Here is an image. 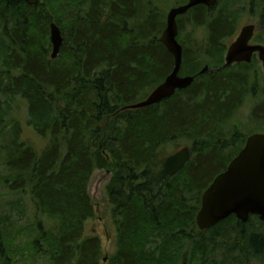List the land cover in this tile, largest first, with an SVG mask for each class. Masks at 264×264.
<instances>
[{
    "label": "trees",
    "instance_id": "16d2710c",
    "mask_svg": "<svg viewBox=\"0 0 264 264\" xmlns=\"http://www.w3.org/2000/svg\"><path fill=\"white\" fill-rule=\"evenodd\" d=\"M222 2L177 19L179 75L194 76V84L157 105L130 110L173 69L159 41L166 16L155 0H39L33 6L0 0V125L2 104L20 98L27 126L46 141L40 152L25 145L16 122L3 147L11 177L3 183L29 193L34 214L44 219L21 228L0 220V264H11L20 250L11 239L16 229L26 233L23 247L35 260L100 264L98 238L83 237L94 214L87 186L96 170L110 174L106 194L116 233L110 264H216L223 248L220 264H264L258 217L242 224L230 216L207 231L195 224L202 193L246 138L237 131L224 138L219 128L238 105L245 77L231 69L199 74L205 65L222 64L224 42L243 14L234 0L218 9ZM254 5L264 27V0H249ZM51 23L63 39L55 59ZM178 138L193 139L191 159L171 177L162 164ZM230 230L231 241L223 242Z\"/></svg>",
    "mask_w": 264,
    "mask_h": 264
},
{
    "label": "rangeland",
    "instance_id": "374dc122",
    "mask_svg": "<svg viewBox=\"0 0 264 264\" xmlns=\"http://www.w3.org/2000/svg\"><path fill=\"white\" fill-rule=\"evenodd\" d=\"M177 1L178 0H155V2L158 3L159 10L165 14V16L169 9L184 4ZM185 1L186 0L183 2ZM224 1L225 0L218 4V9ZM234 3L244 6L243 14L238 22L236 35L242 27L254 25L255 40L253 39L252 44L258 43L264 45V27H261L262 24L259 18L261 8L256 5L250 8L249 0H234ZM189 30L190 29L187 28V31ZM236 35L226 40V47L235 39ZM198 38H201V36ZM231 70L232 73L243 70L241 73L246 75V82L245 88L241 92V98L238 100V105H236V108L231 112V115L220 123L219 128L223 131L225 135L224 138L229 139L230 136L228 135H230L232 131H237L240 136L243 135L246 137L254 133L264 134V75L261 70L260 62L257 57H255L247 68L235 69L233 67ZM3 105L4 104H2L4 121L0 125V220L10 218L13 223L20 225L19 228H21V225H29L35 220L44 218L39 214H34V206L31 202L29 193L15 190L9 191L7 187L10 186V184L6 185L3 183L4 181H11V177L8 176L9 172L2 158L3 147L6 146L11 139V128L16 122L21 129V140L25 145L31 146L40 152L44 148L46 141L36 136L27 126L28 115L25 101L20 98H9L7 99V103ZM192 142V138H178L177 141H175V145L171 147L170 154L175 153L183 147L191 149ZM194 155L195 154H193V156ZM109 179L110 174L107 171L96 170L93 172L87 186V193L93 206L94 214L93 217L84 224L83 237L98 238L100 242V264H110L111 257L115 252L116 233L111 220V212L106 194V186ZM233 231L234 230H230V234L226 235L225 239L224 237L221 238V240L229 243L232 239ZM3 233L4 232L0 230V235H3ZM11 235V239L14 240V246L18 248L20 246L19 252L10 256L11 264H49L47 259L40 260V258H37L35 260L30 254H27L23 247L27 244L26 233H20V231L16 229ZM210 236V234H207L206 239L210 238ZM208 249H210V246ZM224 250V248L217 249L216 257L218 262L216 264H220L221 257L219 256L224 255ZM229 259L231 258L229 257Z\"/></svg>",
    "mask_w": 264,
    "mask_h": 264
},
{
    "label": "water",
    "instance_id": "95a60500",
    "mask_svg": "<svg viewBox=\"0 0 264 264\" xmlns=\"http://www.w3.org/2000/svg\"><path fill=\"white\" fill-rule=\"evenodd\" d=\"M39 0H24L33 6ZM217 0H187L178 7L169 9L166 15V26L159 41L173 58L171 73L156 86L144 100L129 105L126 109H144L171 98L177 91L188 89L195 82L194 76H180L182 64V46L178 43L177 18L197 6L212 7ZM253 26L241 29L237 39L230 45L225 55L223 66L216 70L204 66L199 74L211 73L229 68L234 63L250 62L254 52L258 53L264 72V47L248 46L253 35ZM49 40L52 46L51 58L55 59L60 52L63 39L57 25L49 26ZM191 151L183 147L165 158L163 171L168 176H175L190 161ZM235 216L245 223L249 216H257L264 224V134L254 133L247 137L243 148L227 165L225 171L218 174L201 195L200 209L195 217L199 231H207L220 222Z\"/></svg>",
    "mask_w": 264,
    "mask_h": 264
},
{
    "label": "flooded vegetation",
    "instance_id": "af4514ba",
    "mask_svg": "<svg viewBox=\"0 0 264 264\" xmlns=\"http://www.w3.org/2000/svg\"><path fill=\"white\" fill-rule=\"evenodd\" d=\"M186 2H187V0H186ZM217 2H218V0H217ZM216 2V3H217ZM185 4V3H184ZM216 5V4H215ZM214 5V6H215ZM200 6H202V5H200ZM214 6H212V7H214ZM198 7V6H197ZM205 7V6H204ZM206 8H208V7H206ZM209 8H211V7H209ZM251 8V7H250ZM185 15V14H184ZM183 15V16H184ZM180 17H182V16H180ZM179 18V17H178ZM177 18V19H178ZM248 26V25H247ZM253 27H254V25H252ZM245 27V26H244ZM261 27H263V25H261ZM243 28V27H242ZM241 28V29H242ZM237 29H238V27H237ZM241 29L239 30V33H240V31H241ZM237 32V31H236ZM239 33L236 35V33H235V35H236V37H235V39L226 47V45H225V42H224V45H225V47H226V50H225V53H224V56H223V62H222V64L219 66V67H217V68H210L209 67V69H212V70H216V69H218V68H220L221 66H223V64H224V62H225V55H226V53H227V51H228V48L230 47V45L237 39V37L239 36ZM254 34H255V27L253 28V35H252V37H251V39L249 40V42L247 43V45L248 46H263L264 47V45H261V44H258V43H254V44H252V41H253V39H254ZM234 35V36H235ZM234 36H232L231 38H233ZM231 38H229V39H231ZM229 39H227V40H229ZM255 40V39H254ZM255 57H257V59H258V61L260 62V64H261V70H262V72H263V69H262V63H261V61L259 60V56H258V53L257 52H254L253 54H252V56H251V61L250 62H239V63H234V64H232L229 68H222L221 70H218V71H216V72H209V73H207V74H215V73H217V72H219V71H223V70H230V69H232L233 67L235 68V69H245V68H247L248 67V65L249 64H251L252 62H253V60H254V58ZM205 66H207V65H205ZM203 69V68H202ZM201 69V70H202ZM236 71V70H235ZM241 71H243V70H241ZM241 71H239V72H237V73H235V72H233V74L232 75H235V76H239V77H246V75L244 74V73H241ZM263 75H264V72H263ZM263 134V133H262ZM250 135H252V134H250ZM250 135H248L247 137H249ZM247 137L245 138V141H246V139H247ZM244 144H245V142H244ZM244 146V145H243ZM243 146H242V148H243ZM241 148V149H242ZM240 149V150H241ZM239 150V151H240ZM239 153V152H238ZM237 153V154H238ZM237 156V155H236ZM235 156V157H236ZM229 164V163H228ZM225 171V170H224ZM233 217H235V216H233ZM250 217H254V216H249V218H248V220L245 222V223H247L248 221H249V219H250ZM255 217H257V216H255ZM235 219H236V217H235ZM239 223H242L241 221H239L238 219H236ZM245 223H242V224H245Z\"/></svg>",
    "mask_w": 264,
    "mask_h": 264
}]
</instances>
